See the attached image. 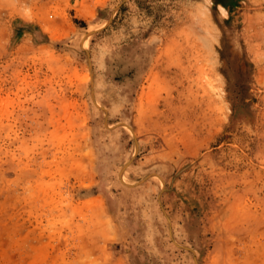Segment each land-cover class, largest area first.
<instances>
[{
  "label": "rangeland",
  "instance_id": "obj_1",
  "mask_svg": "<svg viewBox=\"0 0 264 264\" xmlns=\"http://www.w3.org/2000/svg\"><path fill=\"white\" fill-rule=\"evenodd\" d=\"M0 264H264V0H0Z\"/></svg>",
  "mask_w": 264,
  "mask_h": 264
}]
</instances>
